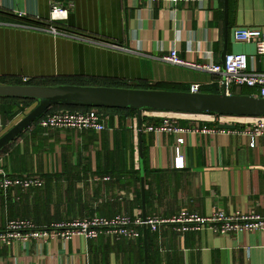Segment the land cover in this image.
Masks as SVG:
<instances>
[{"label":"crops","instance_id":"obj_1","mask_svg":"<svg viewBox=\"0 0 264 264\" xmlns=\"http://www.w3.org/2000/svg\"><path fill=\"white\" fill-rule=\"evenodd\" d=\"M51 1L0 0V84L28 78L29 85L190 91L196 83L200 92L218 90L211 74L162 61L172 48L193 63L244 53L249 67L264 73V55L256 54L254 44L232 37L237 27L264 26V0H226V6L224 0L173 6L148 0H58L69 5L66 19L55 24L66 35L42 30ZM256 93V87L247 86L235 91ZM35 105L22 108L0 100V136ZM9 108L15 114L3 113ZM97 112L107 127L101 132L34 123L3 147L0 169L39 177L42 184L11 187L7 194L0 190V228L11 218L41 227L119 213L142 217L143 211L163 219L180 211L207 216L216 209L264 215V135L250 146L246 135L227 132L244 128L246 116L143 111L140 147L136 111ZM165 117L188 131H145L144 126ZM178 137L184 140L179 149L183 168L173 166ZM137 230L135 239L73 236L0 245V264H144L143 226ZM146 244L148 264H264V231L178 232L162 223L154 232L146 227Z\"/></svg>","mask_w":264,"mask_h":264},{"label":"built area","instance_id":"obj_2","mask_svg":"<svg viewBox=\"0 0 264 264\" xmlns=\"http://www.w3.org/2000/svg\"><path fill=\"white\" fill-rule=\"evenodd\" d=\"M150 3L161 1L168 6H173L178 2L200 3L202 0H148ZM68 6L63 5L58 0H52L48 23L42 30L56 34L66 35L63 30L57 28L55 24L66 19ZM232 37L238 43H252L255 46L257 55H264V26L253 28L249 26L237 27L232 32ZM161 60L171 65L191 68L197 71L207 72L212 75V84H215L218 91H224L227 95L235 94L240 88L256 87L257 93L254 96L264 98V73L256 72L249 67L248 56L244 53H226L222 62L193 63L183 59L178 55L175 48L168 51L161 57ZM28 78H22L26 83ZM199 84H191L190 92H199ZM213 118L224 117L220 114H209ZM241 123L244 128L237 130H227L232 134L242 133L249 139V145H254L255 138L264 135V115L254 117H242ZM36 124L44 129H76L91 130L101 132L107 127L105 122L100 118L96 110H75L53 109L43 114ZM145 131L155 134L173 133L183 134L188 130L175 124L173 118L165 117L157 124L144 126ZM138 130V129H137ZM225 132L226 130L202 129V132ZM183 138L176 139L175 157L173 166L183 168L184 160L180 154V146L183 144ZM104 179H107L104 178ZM42 180L32 175H12L0 169V190L7 194L11 187L30 188L39 187ZM162 223L174 225L178 232L212 230L221 235L230 233H242L251 231H264V215L246 214L242 212L226 213L223 210L216 209L207 216H200L187 211H180L170 218H159L150 216L142 218L141 216H130L128 214H114L111 217L91 216L84 218H72L54 222L49 226H37L30 219H8L5 225L0 228V245L10 246L14 242H27L34 239L37 242H45L54 237H60L67 240L73 236L83 240L93 239L99 235L125 237L135 239L138 236L137 228L146 226L151 231H156Z\"/></svg>","mask_w":264,"mask_h":264},{"label":"water","instance_id":"obj_3","mask_svg":"<svg viewBox=\"0 0 264 264\" xmlns=\"http://www.w3.org/2000/svg\"><path fill=\"white\" fill-rule=\"evenodd\" d=\"M224 5L226 6V0H224ZM0 96L31 98L36 101V105L31 111L0 136V150L29 127L37 117L56 104L134 109L137 115L140 147L142 145L141 114L145 110L200 114L215 113L246 117L264 115V98L248 94L227 95L224 91L213 93L69 84L55 86L0 84ZM139 156L141 180H143L141 149ZM141 197L142 202H144L142 189ZM145 217L146 215L143 211L142 218ZM143 235L144 264H148L146 226H143Z\"/></svg>","mask_w":264,"mask_h":264},{"label":"trees","instance_id":"obj_4","mask_svg":"<svg viewBox=\"0 0 264 264\" xmlns=\"http://www.w3.org/2000/svg\"><path fill=\"white\" fill-rule=\"evenodd\" d=\"M48 23L44 20V23H43V25L45 26V25H47ZM11 83V82H10ZM11 84H20V85H29V83H23V82H12ZM32 84V83H31ZM35 84V83H34ZM35 85H43V86H46V85H51V86H55V85H60V83L59 84H57V83H53V84H43V83H40V84H35ZM69 85H76V84H69ZM141 89V88H140ZM144 89H148V88H144ZM150 89V88H149ZM214 92L213 93H217V92H219L217 89H216V91H215V89L213 90ZM0 100H11V101H13V104L14 105H17V104H20L21 106H22V108H25V107H28L30 104H32L33 102H36L34 99H31V98H18V97H3V96H0ZM58 108H62V109H68V110H70V111H75V110H81V111H85V110H91V109H93V110H99V109H122V108H108V107H90V106H81V105H64V104H56V105H53V106H51L48 110H46V112H48V111H51V110H53V109H58ZM11 108H9L8 110H4L3 111V113H5V114H8V113H10V115H13V114H15L14 113V111L13 112H11ZM122 110H130V111H135L134 109H131V108H125V109H122ZM145 111H148V110H145ZM46 112H44V113H46ZM43 113V114H44ZM43 114H41L39 117H37L36 119H35V121L32 123V124H34V123H36L37 122V120L40 118V117H42L43 116ZM3 149V148H2ZM1 149V150H2ZM0 150V151H1Z\"/></svg>","mask_w":264,"mask_h":264}]
</instances>
